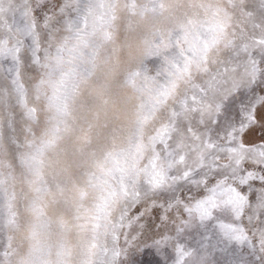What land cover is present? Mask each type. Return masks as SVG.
<instances>
[{
	"label": "snow or ice",
	"instance_id": "6c2138e0",
	"mask_svg": "<svg viewBox=\"0 0 264 264\" xmlns=\"http://www.w3.org/2000/svg\"><path fill=\"white\" fill-rule=\"evenodd\" d=\"M0 264H264V0H0Z\"/></svg>",
	"mask_w": 264,
	"mask_h": 264
}]
</instances>
